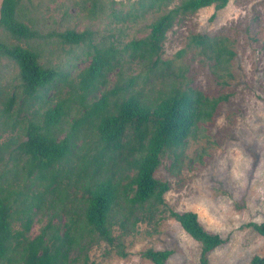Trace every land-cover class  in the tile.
Returning a JSON list of instances; mask_svg holds the SVG:
<instances>
[{"label":"trees","instance_id":"1","mask_svg":"<svg viewBox=\"0 0 264 264\" xmlns=\"http://www.w3.org/2000/svg\"><path fill=\"white\" fill-rule=\"evenodd\" d=\"M35 1L0 4V30L17 41L0 39V57L17 67L19 91L2 102L0 137L18 124L25 137L0 143V264H87L90 246L99 242L116 246L124 256L114 228L124 234L126 226L133 228L166 207L169 185L156 171L164 159L178 161L226 98L183 86L182 69L175 71L173 61L161 58L166 35L180 18L212 5L221 10L231 0H138L134 8L140 14L132 15V8L123 17L113 11L107 15L115 24L153 15L144 35L123 43L114 36L95 41L87 27L55 33L59 43L81 49L89 59L76 73V83L67 67L57 70L42 61L41 36L28 25L33 23L28 14L36 8ZM88 2L87 19L95 23L104 14L103 3ZM52 37L48 33L43 38L52 42ZM20 41H33V47H23ZM188 50L210 62L219 78L231 76L235 54L227 37L191 35L175 57ZM125 57L141 63L139 75L126 73ZM111 74L114 81L109 83ZM152 78L162 86L147 94L138 80ZM60 82L69 85V92L51 106L46 96ZM16 97L21 99L19 109H14ZM31 107L36 108L26 123L17 118L21 108ZM74 110L77 117L69 123ZM167 211L199 243L200 263L208 264V255L226 240L205 229L194 212ZM42 212H49L46 223L29 237ZM246 226L264 240V221ZM172 254L169 249H147L141 256L152 264H167ZM249 264H264V257L253 256Z\"/></svg>","mask_w":264,"mask_h":264},{"label":"rangeland","instance_id":"2","mask_svg":"<svg viewBox=\"0 0 264 264\" xmlns=\"http://www.w3.org/2000/svg\"><path fill=\"white\" fill-rule=\"evenodd\" d=\"M99 1L103 3L104 14L95 23L87 19L88 0H36L35 11L31 9L28 14L33 21L28 25L37 29L42 39L38 40L42 61L57 70L67 67L72 83L77 82L76 73L89 59L82 56L81 49L59 43L55 33L66 29L81 31L87 27L94 33L95 41L114 36L123 43L144 35L153 16L146 13L115 24L107 15L113 11L123 17L138 0ZM134 14L140 12L134 8ZM48 33L53 34L52 42L43 38ZM194 34L223 36L230 40L235 55L230 63L229 78L216 76L211 63L196 55L195 50L175 57ZM0 39L17 42L1 30ZM32 43L20 41L19 44L33 47ZM161 58L173 61L175 71L177 67L182 69L183 79L179 80L184 87L197 88L210 97L226 98L217 106L212 122L203 125L197 138L188 142L178 161L164 159L156 171L155 176L169 185L164 196L166 207L133 228L126 226L124 234L118 227L114 228L112 234L121 242L124 256L117 253L116 246L94 243L88 250L87 264H152L141 256L147 249L172 250L167 264H201L199 243L169 217L167 210L196 213L205 229L226 240L208 255V264H249L253 256L264 257V240L246 226L264 221V0H231L221 10L212 5L180 18L166 35ZM124 60L128 75L140 74L141 63L128 57ZM17 73L11 61L0 57V109L5 97L13 92L19 94ZM108 79L109 83L113 82V75ZM138 84L147 94L162 86L156 78L146 83L138 80ZM68 92L69 85L60 82L48 92L46 99H50L52 106L66 98ZM16 98L14 109H19L21 99ZM35 108L29 111L21 108L17 118H24L26 123ZM74 116L77 117L75 110L69 114V123ZM21 127L22 124H18L13 129H4L0 143L16 136L25 139L21 137ZM47 214L49 212H42L41 223L32 225L29 237L35 236L39 226L46 223Z\"/></svg>","mask_w":264,"mask_h":264}]
</instances>
